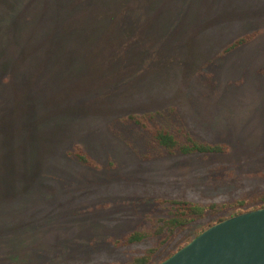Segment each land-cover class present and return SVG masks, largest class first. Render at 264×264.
<instances>
[{"label":"rangeland","instance_id":"rangeland-1","mask_svg":"<svg viewBox=\"0 0 264 264\" xmlns=\"http://www.w3.org/2000/svg\"><path fill=\"white\" fill-rule=\"evenodd\" d=\"M146 113L231 152L171 155L127 120ZM263 171L264 0H0V264H132L167 236V201L217 218ZM132 232L150 237L115 247Z\"/></svg>","mask_w":264,"mask_h":264},{"label":"trees","instance_id":"trees-1","mask_svg":"<svg viewBox=\"0 0 264 264\" xmlns=\"http://www.w3.org/2000/svg\"><path fill=\"white\" fill-rule=\"evenodd\" d=\"M261 33L262 31L258 30L247 33L237 38L230 45H228L222 53L229 54L241 47L250 44ZM153 116L154 113L131 114L127 117V120L135 123L137 126L145 129L146 131H150L154 143L165 148L171 155L180 153L184 156H209L227 155L231 152L230 145L200 142L195 140L188 133H182L185 136V143H182L176 138L174 134L170 133L169 131L152 127L150 125V121L154 119ZM74 147V151L70 152V155L75 157L80 164L94 170L101 169L99 163L92 157V155L88 151L85 150V148H83L79 144H75ZM260 175H264V171ZM245 200L247 199L241 201L239 200L236 203L234 211L222 214L217 218L215 217L217 212H215L214 206L206 207L198 203L175 199L167 201V203L170 204V208L172 209L171 218L163 219L160 221L162 223L161 229H163V233L167 232V236L161 241L158 247L148 250L147 254L143 255L142 257L136 258L132 264H161L163 261L172 257L180 249L184 248L194 238L198 237L201 233H203L211 226L231 217L264 208V194L253 198V200ZM250 204H254V206L248 208L247 206ZM199 224L200 227L195 230L194 236L192 238H186L185 240L183 239L181 241H179L178 238H175L179 232H185L190 227ZM158 235H161V233L159 232ZM148 237L150 236L146 233L132 232L125 235L122 239L116 241L114 245L118 248L130 247L132 245L144 242ZM173 242L174 244H176L175 247H171ZM163 252L164 254H166L165 258L157 262L158 256L160 254H163Z\"/></svg>","mask_w":264,"mask_h":264},{"label":"water","instance_id":"water-1","mask_svg":"<svg viewBox=\"0 0 264 264\" xmlns=\"http://www.w3.org/2000/svg\"><path fill=\"white\" fill-rule=\"evenodd\" d=\"M161 264H264V208L211 226Z\"/></svg>","mask_w":264,"mask_h":264}]
</instances>
